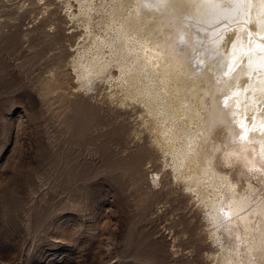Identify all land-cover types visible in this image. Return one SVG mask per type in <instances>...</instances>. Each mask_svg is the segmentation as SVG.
<instances>
[{
    "label": "rangeland",
    "instance_id": "1",
    "mask_svg": "<svg viewBox=\"0 0 264 264\" xmlns=\"http://www.w3.org/2000/svg\"><path fill=\"white\" fill-rule=\"evenodd\" d=\"M138 1L0 0V264H233L234 258L235 264H264V235L256 233L264 230V138L258 139L261 130L257 138L245 130L264 103V91L254 89L262 62L234 73L225 67L226 78L213 71L221 76L211 83L214 53L195 46L208 39L200 29L206 14L187 11L197 0ZM252 1L245 19L263 22ZM109 15H115L111 22ZM129 16L134 29L122 40L119 24ZM233 26L250 29L245 21ZM175 32L186 33L188 43ZM238 41L223 47L224 66L234 59L239 64L240 58L230 60ZM119 43L121 50L115 48ZM154 51L162 59L196 55L186 63L189 79H162L155 65L161 59L147 55ZM247 53L240 51V57ZM244 72L251 81L239 109L224 100L237 90L234 77L248 79ZM133 82L138 92L131 95ZM215 92L225 108L214 104ZM211 104L226 118H220L222 125L208 111ZM244 141L257 146L244 155L253 162L241 163L231 153L235 145L244 152ZM190 157L202 168L184 170ZM233 183L238 213L229 211ZM245 215L249 228L241 221ZM255 238L259 248L252 246Z\"/></svg>",
    "mask_w": 264,
    "mask_h": 264
},
{
    "label": "bare ground",
    "instance_id": "2",
    "mask_svg": "<svg viewBox=\"0 0 264 264\" xmlns=\"http://www.w3.org/2000/svg\"><path fill=\"white\" fill-rule=\"evenodd\" d=\"M144 0H139L138 2H137V4H139V2H143ZM161 2V0H149V2L151 3V2H155L156 4H157V2ZM166 1H168L169 2V0H166ZM173 1V0H172ZM230 0H204V1H202V0H197L196 1V4L194 5V8L192 7V8H190V9H188L187 11L188 12H190V10H191V12H193V10L194 9H196L197 11L198 10H200L199 12H200V14H206V17L205 18H203L202 19V15L200 16L201 17V19H202V21L203 22H201V24H205V25H203V26H201L200 25V29H201V31H204V32H206L209 36H207L208 37V39H206L205 40V42H202V40L199 42V44H196L195 46L197 47V48H199L197 45H200V47H202V46H204V47H202V48H207V50H209V51H211V53L213 52L214 54H212V57L213 58H215V61L214 62H212V63H214V64H216V67H214L213 68V70H211L212 72L210 73V77L212 78V80H211V83H213V82H216V80L218 79V77L219 76H221V75H223L224 73H225V75H226V71H225V67H228V69H226V70H229V72L230 73H234V72H237V70H238V72H240L241 70H243V68H244V66L243 65H245L246 64V66L247 65H250V67H249V69L251 68V66L253 65V67H254V65L255 64H257L256 62L259 60L260 61V63L262 64V66L261 65H259L260 67H262V68H259V71H261L259 74H257V75H261V76H259V81L257 82L259 85H257V86H255V88L254 87H252V88H254L255 90L257 89H259V87L262 89V91H264V73H263V71H264V21L263 22H261V18H259V19H257V22H250V21H248V20H246L245 18H246V15L248 14V11L246 10L247 8H248V6H247V4H250V3H247V1L248 0H239V3L237 2L236 3V1H238V0H233V1H235V3L234 4H230V5H228V2H229ZM250 1H252V0H250ZM253 2V1H252ZM254 2H255V4H257V6L259 7V10H261L260 12L263 14V17H262V19L264 18V0H254ZM122 3V2H121ZM149 3V4H150ZM163 3V2H162ZM111 4V3H110ZM173 4V3H172ZM176 4V3H175ZM148 5V4H147ZM160 5V4H159ZM187 5V4H186ZM144 6V5H143ZM154 6V5H153ZM161 6H162V4H161ZM175 6V5H174ZM250 7V6H249ZM136 8H137V5H136ZM152 8V7H151ZM94 9V8H93ZM141 9H142V7H141ZM158 9V8H157ZM161 10H162V8H160ZM159 9V10H160ZM253 9H254V7H253ZM98 10V9H97ZM123 10V9H122ZM137 10V9H136ZM163 10H165L164 8H163ZM162 10V11H163ZM139 11V10H138ZM152 11H154V10H152ZM254 11H255V9H254ZM258 11V10H257ZM113 12V11H112ZM149 12H150V10H149ZM148 12V13H149ZM161 12V11H160ZM165 12V11H164ZM244 12H246L245 13V15L243 14L242 15V13H244ZM256 12V11H255ZM115 13V12H114ZM193 13H195V10H194V12ZM111 14V13H110ZM219 14V15H218ZM249 14L251 15L252 14V12L250 13L249 12ZM118 15V14H117ZM120 15V14H119ZM199 15V14H198ZM254 15H255V13H254ZM113 16H115V15H113ZM113 16H107L106 18H107V20L109 21V22H111L112 20H114L113 19ZM134 16V15H133ZM260 16V15H259ZM188 17V19H189V16H187ZM198 17V16H197ZM200 17H199V20H200ZM204 17V16H203ZM258 17V15L256 16V18ZM117 18V17H116ZM160 18V17H159ZM192 18H195V15H194V17H192ZM191 18V19H192ZM248 18V17H247ZM251 18H253V17H251ZM169 19V18H168ZM131 17L129 16L128 18H124V19H122L121 20V23L119 24V26H120V36H121V39L122 40H125V39H128L127 37L128 36H130V32H133L132 30L134 29V27H132V26H130V23H133V22H131ZM136 20H137V18H136ZM174 20V19H173ZM193 20V19H192ZM252 20V19H251ZM89 21V20H88ZM107 21V22H108ZM164 21H166V20H164ZM171 21V20H170ZM223 21H225V22H223ZM238 21H245L246 23H248L249 25H250V29L247 31V33L245 32V31H243L246 27H234L233 25L235 24L236 25V23L238 22ZM254 21V20H253ZM117 22H119V21H117ZM197 22V21H196ZM218 22H223V24H220V25H216V26H211L212 24H217ZM114 23H115V21H114ZM138 23V22H137ZM168 23V22H167ZM260 23H261V27L259 28V26H260ZM135 24V27H137V25L138 24H136V23H134ZM133 24V25H134ZM165 24V23H164ZM163 24V26H165ZM114 25V24H113ZM170 25V24H169ZM144 26V25H143ZM167 26H168V24H167ZM204 26H205V28H204ZM244 26V25H243ZM138 27H139V25H138ZM159 28V27H158ZM197 29V28H196ZM169 30H170V28H169ZM172 30H174V29H172ZM171 30V31H172ZM199 30V29H198ZM197 30V31H198ZM247 30V29H246ZM168 31V30H167ZM176 31V30H175ZM261 31V32H260ZM170 32V31H169ZM174 32V31H173ZM263 32V33H262ZM165 33V32H164ZM200 33V32H199ZM166 34V33H165ZM171 34H173V35H178L179 33L177 32H175V34L174 33H171ZM171 34H170V36H171ZM189 34H191V33H189ZM206 34V35H207ZM198 35V34H197ZM197 35H195V36H193V37H198ZM127 36V37H126ZM180 36L181 37H183V38H180ZM176 37V36H175ZM185 37L187 38V40H188V36L186 35V33H183V34H180V35H178V40H180L181 42H187L188 43V41L186 40L185 41ZM120 38V37H119ZM171 38V37H170ZM237 38H239V41H238V43L236 44V46L231 50L232 52H235L231 57H230V60L231 59H233V58H240V60H239V64L237 63V61L234 59V62H236L235 64H231V63H228L226 66H224L223 65V62L226 60V58H227V56H228V54H226V51H223V47L226 45V44H229L230 43V41H232L233 39H237ZM193 39V38H192ZM199 40V39H198ZM121 41V40H120ZM131 42V41H130ZM146 42H147V40H146ZM173 42V41H172ZM247 42H249L250 43V45L249 46H247ZM113 43V42H112ZM147 43H149V41L147 42ZM164 43H165V41H164ZM174 43V42H173ZM172 43V44H173ZM241 43H242V47H243V50H240V45H241ZM121 43H119V44H117L116 46H115V48L117 49V50H121V49H123L122 48V46L120 45ZM169 44V43H168ZM171 44V43H170ZM208 44V45H207ZM210 44V45H209ZM145 45V44H144ZM144 45H142V46H144ZM139 46V45H138ZM171 46V45H170ZM185 46H187V45H185ZM149 48V47H148ZM155 48V47H154ZM153 48V49H154ZM159 48H161V47H159ZM163 48V47H162ZM144 49V48H143ZM156 49V48H155ZM193 49H195L196 50V48L194 47ZM228 49V48H227ZM246 49V50H245ZM144 50H146V46H145V49ZM150 50V49H149ZM158 50V49H157ZM164 50V49H163ZM147 51V50H146ZM167 51V50H166ZM240 51L241 52H243L244 54L245 53H247V51H248V53L246 54V56L245 55H242L241 57H240ZM251 52V54L250 55H248L250 52ZM150 52H151V50H150ZM168 52V51H167ZM157 52H153V53H149V54H147L148 55V57H149V60H153L154 58H156V56H158L159 57V59H161L160 61H158V62H155V65L157 64V65H159V68H158V72H159V74H161V76H162V79L164 78H166L167 76H173L174 78H175V80H176V78H181V74H183L184 76H182L183 78H188L189 79V77H190V70H188L189 68H187V66L188 65H186V63L187 62H190V58H194V60L196 59H198V57L197 58H195L196 57V55H192V54H188V56H185V57H182V56H184V55H182L181 57L179 56V57H168V58H163L162 59V57H160L159 55H157L156 54ZM200 53V52H199ZM197 54L198 56L200 55V54ZM137 54V53H136ZM160 54V53H159ZM165 54V53H164ZM169 55H171L170 53H168ZM205 54V53H204ZM203 54V55H204ZM220 54V55H219ZM114 55V54H113ZM174 55V54H173ZM179 55V54H178ZM155 56V57H154ZM202 56V55H201ZM201 56H199V57H201ZM222 56V57H221ZM100 57V56H99ZM157 57V58H158ZM101 59V58H100ZM139 59V58H138ZM147 59V58H146ZM169 59H173L172 60V62L169 60ZM203 59V58H202ZM202 59H200V60H202ZM221 60H223V62H221ZM165 61H166V66H165ZM231 61H233V60H231ZM183 62V63H182ZM234 62H232V63H234ZM101 62L99 61V64H100ZM140 63V62H139ZM225 63H227V62H225ZM96 65H94V67H95ZM137 66V65H136ZM141 67V66H140ZM139 67V68H140ZM153 67V66H152ZM248 67V66H247ZM256 67V66H255ZM99 68V67H98ZM102 71H104L103 69H104V67H101L100 68ZM137 69V68H136ZM136 69H134L135 70V74L133 73V74H130V77H132V78H134V76H137V74H136V72L138 71V70H136ZM157 69V68H156ZM209 69V68H208ZM208 69H205L206 71H208ZM253 69H255V68H253ZM93 69H91L88 73H90V72H93V75H95V73L97 72H94V71H92ZM145 70V69H144ZM147 70V69H146ZM155 70V69H154ZM218 70H222L221 71V73H219V74H221V75H215V74H212L213 73V71H218ZM252 70V69H251ZM256 70V69H255ZM254 70V71H255ZM253 71V70H252ZM254 71H253V73H254ZM228 72V73H229ZM250 72V71H249ZM98 73V72H97ZM96 73V74H97ZM154 73V72H153ZM208 73V72H207ZM227 73V74H228ZM229 73V74H230ZM242 73V72H241ZM241 73H240V77L237 75V77H234V78H238L237 79V85L236 84H234V83H232V84H234V86L236 85V89L237 90H235L234 91V93L232 94V96L230 97V96H228V98H226V100H224V101H227L229 98L231 99V106H233V105H235V106H237L236 108H241V106H242V104L240 103V101H243L242 99H244V94H245V92H247L246 90H247V88H245L246 86L247 87H249V85L247 84V83H249L250 81H249V79L251 78L250 77V74H246L245 72V74L247 75V77H246V75H245V77L246 78H248V79H245L244 80V78L242 77V75H241ZM252 73V72H251ZM255 73H257L256 71H255ZM86 74V73H85ZM99 74V73H98ZM170 74V75H169ZM228 74V75H229ZM243 74V73H242ZM158 75V74H157ZM225 75H223V76H225ZM234 75V74H233ZM255 75V74H254ZM257 75L256 76H254V78H252V81H253V79H255V77H257ZM138 76H142V74H139ZM149 76V75H148ZM218 76V77H217ZM230 77V76H229ZM92 77H90L89 79H91ZM148 78V77H147ZM168 78V77H167ZM173 78V79H174ZM225 78H226V76H225ZM228 78V77H227ZM232 78V77H231ZM230 78V79H231ZM169 79H172V78H169ZM187 79V80H188ZM224 79V78H223ZM229 79V78H228ZM186 80V81H187ZM196 80V79H195ZM194 80V81H195ZM199 80V79H198ZM197 80V81H198ZM204 80V79H203ZM202 80V81H203ZM225 80V79H224ZM234 80V79H233ZM91 81V80H90ZM182 81V80H181ZM184 81V80H183ZM185 81V82H186ZM201 81V82H202ZM231 81V80H230ZM255 81V80H254ZM171 82V81H170ZM169 82V83H170ZM185 82H182V84L184 83V86H185ZM192 82V81H191ZM232 82V81H231ZM174 83V82H173ZM176 83H178V82H176ZM197 83V82H196ZM196 83L194 84V86L193 87H191L189 90V92L191 93V97H192V95H193V93H196V92H194L195 91V85H196ZM218 83H219V81H218ZM186 84H189V83H186ZM199 84V83H198ZM209 84V83H208ZM225 84H228L227 82L225 83ZM231 84V85H232ZM252 84V83H251ZM250 84V85H251ZM254 84L256 85V83L254 82ZM132 85V88L130 89V92H131V95H134L136 92H138V87L135 85V83L133 82V84H131ZM169 86H171L170 84H168ZM200 85V84H199ZM218 84H216L212 89H213V91L214 90H217L218 89V86H217ZM230 84H228L227 86H231ZM126 86V85H125ZM173 86V85H172ZM183 86V85H182ZM187 86V85H186ZM210 86V85H209ZM233 86V85H232ZM252 86V85H251ZM141 87V86H140ZM162 87H163V85H162ZM188 87H189V85H188ZM172 88V87H171ZM178 88H180V86H178ZM200 88V87H199ZM210 88V87H209ZM164 89V88H163ZM162 89V90H163ZM165 89H167V90H170V88H165ZM164 89V90H165ZM198 89V88H197ZM196 89V90H197ZM234 89V88H233ZM232 89V90H233ZM250 89V88H249ZM166 90V91H167ZM172 90V89H171ZM170 90V91H171ZM180 90V89H179ZM178 90V91H179ZM184 90H185V87H184ZM187 90V89H186ZM203 90V89H202ZM252 90V89H251ZM254 90V91H255ZM156 91V90H155ZM169 91V92H170ZM177 91V94H179V92ZM188 91V90H187ZM250 91V90H249ZM248 91V92H249ZM253 91V90H252ZM165 92V91H164ZM173 92H175V91H173ZM258 93H259V91H257ZM166 93V92H165ZM167 93H168V91H167ZM171 93V92H170ZM169 93V94H170ZM189 93V94H190ZM199 93V92H198ZM212 92L210 91V94H211ZM139 94V93H138ZM176 94V93H175ZM174 94V95H175ZM183 94H186V93H184V91L182 92V95ZM202 94V93H201ZM209 94V95H210ZM228 94V93H227ZM247 94V93H246ZM153 95V94H152ZM167 95V94H166ZM173 95V94H172ZM198 95V94H197ZM196 95V96H197ZM167 96H169V95H167ZM171 96V95H170ZM176 96H178V95H176ZM179 96H181V95H179ZM185 96H187V95H184V97ZM189 96V95H188ZM195 96V97H196ZM204 96V95H203ZM207 96H208V93H207ZM211 96V95H210ZM250 96V95H249ZM264 96V95H263ZM262 96V97H263ZM146 97V96H145ZM173 97V96H172ZM183 97V96H182ZM198 97V96H197ZM196 97V98H197ZM202 96H200V98H201ZM205 97L206 96H204V98H201V99H205ZM232 97H233V99H232ZM186 98H189V97H186ZM186 98H181V99H186ZM194 98V97H193ZM207 98V97H206ZM213 99H215V101H214V104H215V102L216 103H219L221 106H220V108H218L219 110L220 109H223V108H225V104H223L224 102H222L223 100H220L219 99V97L218 96H216V92H215V96H213L212 97ZM241 98V100H239ZM245 98H249L248 96L246 97V95H245ZM171 100H172V98H170ZM212 99V100H213ZM261 99H263L264 100V98H261ZM148 100V99H147ZM158 100V99H157ZM194 100V99H193ZM193 100H191V101H193ZM196 100V99H195ZM199 100V99H198ZM239 102H238V101ZM244 100H246V99H244ZM182 101V100H181ZM186 101H188V100H186ZM259 101V100H258ZM158 102V101H157ZM161 102V101H160ZM163 102H165V101H163ZM172 102H173V100H172ZM172 102H170V103H172ZM189 102V101H188ZM148 103V102H147ZM166 103V102H165ZM168 103V102H167ZM190 104H191V102H189ZM199 103V102H198ZM162 103H160V105H161ZM176 104H177V102H176ZM180 104V103H179ZM184 104V103H183ZM203 104V103H202ZM214 104H211V109L210 110H208V111H211L210 112V114H211V116H212V118H214V121H218L219 122V124L221 123V120H220V118L222 117L223 118V116H222V114L221 115H219L220 113V111H218V109L217 110H215L214 109V107H213V105ZM239 104H241V106H239ZM244 104V103H243ZM259 104H261L260 102H259ZM150 105H152V106H154V107H156V103H153V102H151L150 103ZM159 105V104H158ZM164 105V104H163ZM173 105H175V104H173ZM197 105V104H196ZM191 106V105H190ZM205 106V104L203 105V107ZM258 106H260V105H258ZM192 107V106H191ZM148 108H149V106H148ZM153 108V107H152ZM152 108H150V109H152ZM164 108V107H163ZM198 108V107H197ZM202 108V107H201ZM229 108H231L232 109V107H230L229 106ZM235 108V107H234ZM235 108V109H236ZM149 109V110H150ZM192 109V108H191ZM199 109V108H198ZM197 109V110H198ZM208 109V108H207ZM227 109V108H226ZM153 110V109H152ZM155 110V109H154ZM181 110V109H180ZM189 110V109H188ZM194 110H195V108H194ZM200 111H201V109H199ZM225 110V109H224ZM228 110V109H227ZM156 111V110H155ZM199 111V112H200ZM206 111V110H205ZM205 111H201V112H205ZM207 111V112H208ZM233 111H235V110H233ZM189 112V111H188ZM236 112V111H235ZM239 112V111H238ZM167 113V112H166ZM177 113V112H176ZM196 113V112H195ZM203 113H201V114H203ZM200 114V113H199ZM207 114H209V113H207ZM253 114H257L255 117H251L250 119H252V123L250 124V125H253V127H251V129H250V127L249 128H246L245 127V130L246 129H248V131L249 130H252L253 131V133H252V135H250L251 137L253 136V135H255V137L257 138V136H256V133L255 132H257V131H260L261 130V134L260 135H262L263 134V136L261 137V136H259L258 135V139H260V141L262 142L263 141V138H264V129L263 128H261V124L264 122V103L263 104H261V107H257V108H255L254 110H253V112H252V115ZM186 117H187V115H186V113L184 114ZM240 115H241V113H240ZM181 116V115H180ZM189 116V115H188ZM198 116V115H197ZM230 116V115H229ZM166 117V116H165ZM175 117V116H174ZM191 118H193V115L192 116H190ZM190 117H188V118H190ZM204 117V116H203ZM208 117V116H207ZM225 117V116H224ZM209 118H210V116H209ZM230 118V117H229ZM241 118V117H240ZM181 119V118H180ZM194 119H195V117H194ZM200 119H202L201 117H200ZM207 119V118H206ZM223 119H225L226 120V118H223ZM248 119H249V117L247 118V122H248ZM210 120V119H209ZM245 120H246V118H245ZM190 121H192L191 119H190ZM198 121H200V120H198ZM202 122V124H204V123H206V121L204 120H201ZM208 121V120H207ZM227 121V120H226ZM251 121V120H250ZM250 121H249V123H250ZM242 122V121H241ZM240 122V123H241ZM247 122H245L244 121V123L246 124ZM187 123V122H186ZM196 123V122H195ZM201 123H199V122H197V126H198V128L202 131L203 129V127H201ZM208 123V122H207ZM214 124V123H213ZM217 124V123H216ZM205 125V124H204ZM220 125H222V124H220ZM224 125V124H223ZM231 125V124H230ZM240 125V124H239ZM258 125V126H257ZM168 125H166L164 128H165V130H167L166 129V127H167ZM203 126V125H202ZM218 126V125H217ZM236 126V125H235ZM235 126L233 127L232 126V128H231V126H230V128L233 130V132H237V131H235ZM245 126V125H244ZM224 127V126H223ZM226 127V126H225ZM243 127V126H242ZM247 127H248V125H247ZM169 128V127H168ZM176 129V128H175ZM205 129V128H204ZM175 131V130H174ZM177 131V130H176ZM201 131H200V133H201ZM204 131V130H203ZM232 132V133H233ZM251 132V131H250ZM263 132V133H262ZM173 133V132H172ZM222 133V132H221ZM255 133V134H254ZM178 134V133H177ZM214 134V133H213ZM179 135V134H178ZM201 135V134H200ZM209 135V134H208ZM210 136V135H209ZM181 137V136H180ZM250 137V138H251ZM177 138V137H176ZM175 138V139H176ZM202 138V137H201ZM254 138V137H253ZM262 138V139H261ZM249 139V138H248ZM254 140H256V139H254ZM168 141V140H167ZM174 141V140H173ZM172 141V142H173ZM179 141H181V140H179ZM178 141V143H180ZM193 141H195V140H193ZM241 141V140H240ZM247 142H248V140H247ZM247 142L245 143V141L244 142H242V143H240V145H242V147H244L245 149H244V152H241L240 150H238V149H236V148H238L239 146H237V145H235V146H233V149H232V152L231 153H233L232 155H234V154H236V155H234V156H239L240 158H241V160H240V162L241 161H246V162H253V160L251 159V158H248V157H245L244 155L246 154L245 152L246 151H248L249 152V149H251L252 151H254V152H256V147H255V145H254V147H252L251 145H248L247 144ZM251 142V141H250ZM250 142H248L249 144H250ZM173 143H175V142H173ZM224 144V143H223ZM263 143H261V145H262ZM157 145L158 146H160L161 145V147L160 148H163L164 147V143H163V141H158L157 142ZM222 145V144H221ZM174 146V145H173ZM178 146V145H177ZM213 146V145H212ZM216 146V145H215ZM223 146V145H222ZM196 147V146H195ZM216 148V147H215ZM214 148V149H215ZM263 148H264V146H262L261 147V149L263 150ZM194 149V148H193ZM208 149H209V147H208ZM196 150V149H195ZM163 151V150H162ZM192 151V150H191ZM215 151V150H214ZM199 152V151H198ZM201 152V151H200ZM253 152V153H254ZM194 153V152H193ZM202 153V152H201ZM207 153V152H206ZM217 153V152H216ZM263 151H262V156H263ZM191 154H192V152H191ZM197 153H195V155H196ZM199 154V153H198ZM201 155V154H200ZM199 155V156H200ZM231 155V154H230ZM251 155V154H250ZM257 154L255 153V155L254 156H256ZM213 156V155H212ZM195 157V156H194ZM198 157V156H197ZM201 158V157H200ZM204 158H206V157H204ZM231 159H232V157H230ZM235 158L236 157H234L233 159L235 160ZM242 158H243V160H242ZM198 159V158H197ZM213 159V158H212ZM232 159V160H233ZM237 159H239L238 157L236 158V160ZM199 161H200V159H199ZM230 161V160H229ZM239 161V160H238ZM256 161V160H255ZM196 162V161H195ZM203 161H201V163H202ZM213 162V161H212ZM232 162V161H231ZM199 163V162H198ZM204 163V162H203ZM214 163V162H213ZM242 163V162H241ZM194 163V160L192 159V157H190V158H188V161L186 162V166L184 167V170H189L190 171V169L191 168H194L195 167V165H197L198 167L199 166H201V164H195ZM245 164V163H244ZM205 165V164H204ZM207 165H209V164H207ZM247 166H248V164H246ZM251 165V164H250ZM209 166H211V164L209 165ZM209 166H208V168H209ZM246 166V167H247ZM252 166V165H251ZM255 166H256V164H255ZM258 166V165H257ZM213 167V166H212ZM199 168H202V167H199ZM204 168H206V167H204ZM196 169V168H195ZM192 170V169H191ZM201 170V169H200ZM200 170H198V171H200ZM205 170V169H204ZM209 170V169H208ZM198 171H196V172H198ZM203 171V170H202ZM195 172V171H194ZM201 172V171H200ZM199 172V173H200ZM205 172V171H204ZM204 172H202L203 174H204ZM206 173H207V171H206ZM195 175H196V173H194ZM209 174V173H208ZM195 175H192L191 174V176H190V179H191V182L192 181H195L194 179H195V177H192V176H195ZM199 175V174H198ZM224 176H225V174H224ZM224 176H223V178H224ZM221 178V177H220ZM227 181H228V183L229 182H231L232 181V178H231V175L230 176H226V178H225ZM223 181H225L224 179H222ZM226 181V182H227ZM196 183V182H195ZM232 184V183H231ZM235 184V186H233ZM233 185H231V188L232 187H234L233 188V190H231V196H233V199H235V202L234 201H232V206L230 207V209H229V211H236V213H238L241 209H240V207L238 208V202L237 201H239V200H237V196L235 195L238 191H237V189H236V183H233ZM192 186V185H191ZM248 203V202H247ZM246 204V201H244V203L242 204V206H243V208H244V205ZM249 204V203H248ZM246 207V206H245ZM242 211V210H241ZM248 220H250V219H248V215H245V216H242L241 217V221H242V223L244 224V226H246V227H248ZM249 228V227H248ZM256 233H258L257 235H260V237H261V235H264V230L262 229V230H257L256 231ZM257 237V236H256ZM259 237V236H258ZM257 237V238H258ZM260 239H256L255 238V240L253 241V245L252 246H254V248L255 247H260V241H259ZM261 242H262V240H261ZM262 245V244H261ZM258 247V248H259ZM257 249V248H256ZM254 250V249H253ZM258 252V251H257ZM263 254H261V257H264V256H262ZM257 256V255H256ZM239 257H240V255H239ZM235 259V258H234ZM233 259V264H235V261L236 260H234ZM240 259V258H239ZM256 259V258H255ZM254 260V259H253ZM255 263V262H254ZM223 264H225V263H223ZM238 264V263H237Z\"/></svg>",
    "mask_w": 264,
    "mask_h": 264
}]
</instances>
